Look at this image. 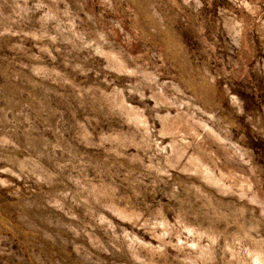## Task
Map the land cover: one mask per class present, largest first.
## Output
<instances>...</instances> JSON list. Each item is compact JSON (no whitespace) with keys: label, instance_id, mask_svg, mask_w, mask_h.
I'll use <instances>...</instances> for the list:
<instances>
[{"label":"rangeland","instance_id":"1","mask_svg":"<svg viewBox=\"0 0 264 264\" xmlns=\"http://www.w3.org/2000/svg\"><path fill=\"white\" fill-rule=\"evenodd\" d=\"M0 264H264V0H0Z\"/></svg>","mask_w":264,"mask_h":264}]
</instances>
